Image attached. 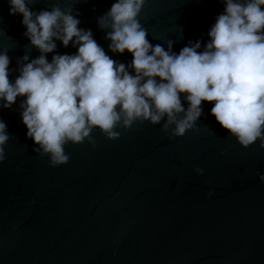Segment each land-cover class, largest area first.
I'll return each instance as SVG.
<instances>
[{
	"label": "water",
	"instance_id": "1",
	"mask_svg": "<svg viewBox=\"0 0 264 264\" xmlns=\"http://www.w3.org/2000/svg\"><path fill=\"white\" fill-rule=\"evenodd\" d=\"M113 2L37 0L30 8L73 5L78 27L127 65L131 54L111 52L97 25ZM223 7L221 0H146L140 19L150 43L166 48L170 39L178 53L189 40L203 46ZM8 9L0 0V50L7 49L12 80L21 56L40 53L23 35L21 15ZM56 44L49 60L76 52L71 41ZM22 99L0 107L9 133L0 161V264H264V148L239 145L209 114L214 102L202 101L195 130L181 137L148 121L118 129L115 140L94 130L95 147L69 142L68 161L51 166L26 138Z\"/></svg>",
	"mask_w": 264,
	"mask_h": 264
},
{
	"label": "clouds",
	"instance_id": "2",
	"mask_svg": "<svg viewBox=\"0 0 264 264\" xmlns=\"http://www.w3.org/2000/svg\"><path fill=\"white\" fill-rule=\"evenodd\" d=\"M36 2L7 0L9 15H21L23 35L40 54L31 60L21 56L18 75L10 80V58L7 49L0 50V107L11 108L23 97L19 108L26 138L51 166L68 161L64 146L69 142L87 140L95 147L94 130L115 140L118 129L148 121L169 137H181L195 130L202 101L214 102L209 114L239 145L259 141L264 148V0H221L223 11L203 46L200 39L189 40L178 53L170 39L165 48L146 38L140 19L146 0H114L97 25L107 30L111 52L131 54L127 65L107 55L91 29L78 27L73 5L31 9ZM56 41L65 47L71 41L76 52L49 60L45 54L57 48ZM8 139L0 120V161ZM258 178L264 181V173Z\"/></svg>",
	"mask_w": 264,
	"mask_h": 264
}]
</instances>
